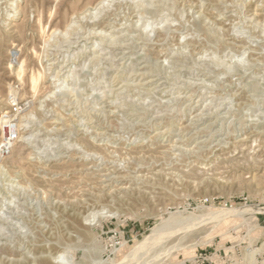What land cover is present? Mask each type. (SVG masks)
Segmentation results:
<instances>
[{
  "label": "rangeland",
  "instance_id": "1",
  "mask_svg": "<svg viewBox=\"0 0 264 264\" xmlns=\"http://www.w3.org/2000/svg\"><path fill=\"white\" fill-rule=\"evenodd\" d=\"M7 110L0 264H264V0H0Z\"/></svg>",
  "mask_w": 264,
  "mask_h": 264
},
{
  "label": "bare ground",
  "instance_id": "2",
  "mask_svg": "<svg viewBox=\"0 0 264 264\" xmlns=\"http://www.w3.org/2000/svg\"><path fill=\"white\" fill-rule=\"evenodd\" d=\"M24 68H25V61H20L17 65V74L19 75V77L22 76L23 72H24ZM38 83H39V77L37 75H32L31 77V84H32V88L33 90H36L37 87H38ZM11 92L13 95H16L17 94V89L15 90L14 88L11 89ZM14 117L13 114L10 115V111L7 110L5 111V113L2 115L1 119L3 121H8V123L11 121V119ZM16 117V116H15ZM18 124V123H17ZM19 124L21 126V119L19 120ZM18 130H19V127H18ZM264 178V177H263ZM96 213L97 212H94L91 214V216L95 219L96 217ZM216 215V214H215ZM222 214H218L216 216H220ZM195 220V219H194ZM156 233H153L151 234L149 237L145 238L142 242H139L133 249L132 251L128 254L127 258L129 259H136V264H148V261L152 260L156 255H157V251H153V250H156L157 248H154L152 251H148V249H146V244L149 243L151 240L155 239V237L157 235H155ZM157 239V238H156ZM174 243V242H173ZM177 243V242H176ZM169 247L166 246V248ZM161 250H165L164 247L160 248ZM158 250V249H157ZM160 250V251H161ZM146 252L148 251L147 253L143 254L142 252ZM62 256L59 255L57 256L56 258H61ZM126 261V260H125ZM128 261V259H127ZM123 262V261H121ZM127 263V262H125Z\"/></svg>",
  "mask_w": 264,
  "mask_h": 264
},
{
  "label": "built area",
  "instance_id": "3",
  "mask_svg": "<svg viewBox=\"0 0 264 264\" xmlns=\"http://www.w3.org/2000/svg\"><path fill=\"white\" fill-rule=\"evenodd\" d=\"M12 109L15 114H18L22 107L17 102L12 104ZM14 114V115H15ZM18 139V124L16 118L13 117L7 125V130L3 135V140L1 142V150L6 152L9 150L11 145Z\"/></svg>",
  "mask_w": 264,
  "mask_h": 264
}]
</instances>
